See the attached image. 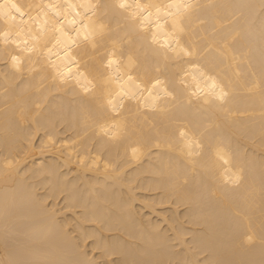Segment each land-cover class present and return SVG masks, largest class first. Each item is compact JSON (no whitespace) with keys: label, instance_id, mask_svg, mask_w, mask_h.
<instances>
[{"label":"bare ground","instance_id":"1","mask_svg":"<svg viewBox=\"0 0 264 264\" xmlns=\"http://www.w3.org/2000/svg\"><path fill=\"white\" fill-rule=\"evenodd\" d=\"M0 264H264V0H0Z\"/></svg>","mask_w":264,"mask_h":264}]
</instances>
